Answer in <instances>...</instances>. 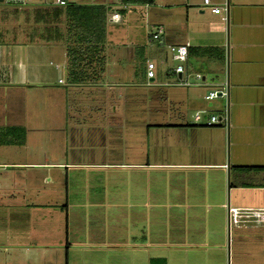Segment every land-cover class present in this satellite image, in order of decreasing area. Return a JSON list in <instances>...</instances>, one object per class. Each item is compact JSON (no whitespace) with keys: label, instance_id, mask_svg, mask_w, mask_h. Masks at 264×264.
<instances>
[{"label":"rangeland","instance_id":"obj_1","mask_svg":"<svg viewBox=\"0 0 264 264\" xmlns=\"http://www.w3.org/2000/svg\"><path fill=\"white\" fill-rule=\"evenodd\" d=\"M66 1L102 4L109 13H117V21L105 22L102 55L123 86L109 91L115 100L106 106L98 102L101 90L93 88L58 84L66 100L56 105L51 104L55 93L48 95L45 89L31 95L27 89L24 100L20 94L0 93L3 125L24 128L22 144H0V214L14 215L11 221L1 219L0 228L20 247H30L1 253L5 264H148L150 258L145 256L159 254L165 260L156 264H260L262 231L253 223L244 230L241 221L227 222V208L264 204V171L230 169L226 175V167L204 164L264 165V120L258 134L261 150H230L226 122L205 126V120L231 113V99L227 103L226 96L215 97L210 106L203 99L211 89L226 91L230 68L226 47L222 68L203 72V80L193 85L197 69L185 71L190 85L177 86L169 70L180 60L150 38L158 26L169 37L179 36V25L186 24L187 30L200 32L187 35L190 43L198 37L209 39V44L221 39L226 43L221 21L213 22L204 12L190 13L186 22L185 0H153L146 6L133 4L134 9L124 12L119 0ZM26 10L28 6H1L0 20L5 21L0 28L23 33L31 26ZM215 26L219 30L208 32ZM50 45L37 47L30 55L53 89L56 78L66 82L64 48ZM144 58L155 64L153 82L166 87L149 91L129 86L141 82ZM161 89L183 101L181 121L200 129L192 135L143 132L149 113L144 103L158 99ZM196 112L198 122L193 121ZM0 140L11 138L0 134ZM12 180L17 183L14 200L6 190ZM238 181L251 187L227 188Z\"/></svg>","mask_w":264,"mask_h":264},{"label":"crops","instance_id":"obj_2","mask_svg":"<svg viewBox=\"0 0 264 264\" xmlns=\"http://www.w3.org/2000/svg\"><path fill=\"white\" fill-rule=\"evenodd\" d=\"M30 2H39L40 0H29ZM214 4L221 5L223 2L226 3V20H222V14L214 15L211 14L206 8L201 6V0H185L184 4H182L184 19L187 22L188 16L190 13H198L202 14L204 12L207 13L209 17L212 18L213 22L218 19L221 21V28L225 31L226 43H223L222 39L219 43H215V41H211L212 44L207 43L208 40L205 37L195 38L193 43H190L188 39V34L200 33L196 29H186V24L179 25L180 31L182 32L179 36L172 35L173 37H169L167 34L165 35L163 27L162 33L160 35V39L158 44L165 45H176L187 43L188 46H217L224 52L226 47V56L228 55V63H230V68L228 70V81L226 80V102H229V98L231 99L230 104L232 103L233 107L227 111L226 116V130L230 133L229 138V147L230 150H261L262 141L259 140V130L261 126V120H264V109L262 108V104L264 100L263 97V88H264V0H211ZM24 2V0H2L0 2V7H11V4H20ZM53 3V1L49 2ZM146 6V5H142ZM125 9H134L135 5H127L124 6L121 4V8ZM137 7V6H136ZM14 8V6H13ZM113 12L106 11V19L105 22L113 23L119 19H112L111 14ZM14 19V18H13ZM5 21L1 19L0 22ZM212 21L208 23H213ZM106 24V23H105ZM24 30V29H23ZM208 32L219 30L217 26L214 28L211 27L207 29ZM21 35L23 37V33L16 31L15 28L13 30L6 31L4 28H0V93L4 95L6 92H11V95L17 96L16 94H20V96H24L23 100L28 96V90L30 95L32 93L41 91V89L46 90V94L49 95L55 93L53 95V100L51 104H59L60 100H66L65 95L63 96V90H59L57 85H65L71 88L76 89H99L101 93L97 95L99 99V103H103L104 106L111 104L114 102V98H112L111 94H109L110 90H118V87H122L123 83H121L118 79H115L117 76L112 75L111 73H115L114 70H111L106 67L105 60L102 71L99 74V77L96 80H89L81 83H72L66 84L65 82H57L56 78L55 83L53 82V89L50 88L48 82L43 79L37 64L35 63L34 56L30 55L32 51L36 50L37 47L41 46L45 48L50 44H61L54 42H26L21 41ZM106 36V27H104V40ZM24 40V39H23ZM203 40V41H202ZM212 40V39H211ZM104 44V43H103ZM224 44V45H223ZM50 45V46H51ZM103 51V49H102ZM101 51V54H102ZM32 57V58H31ZM104 58V56H103ZM222 60L214 59V58H185L183 61L181 60L179 63L182 64L183 72L181 74H175L171 71V74L175 75L178 79L179 77L184 78L185 71H189L193 69L197 72L194 74H198L200 76L199 80H203L204 76L200 75L203 72H213L217 68H222ZM193 61V63H192ZM152 62L153 63V77L150 80H146L144 77L145 63ZM178 63V62H176ZM175 63V64H176ZM194 66L196 68H191ZM200 63V65H199ZM64 64H65V56H64ZM201 64H204V67H201ZM126 70V69H125ZM199 72V73H198ZM126 73V72H125ZM141 82L133 84H129L131 87H144L147 90H157L159 87H166V85L155 84L153 82L155 77V64L150 58H144L141 63V68L139 70ZM117 74V73H115ZM212 76V75H211ZM186 79V78H185ZM194 79V77H193ZM61 80V79H60ZM195 80V81H194ZM194 83L196 80L194 79ZM62 81V80H61ZM93 82V83H92ZM221 83V82H220ZM218 83V84H220ZM125 84V83H124ZM189 86L190 84H177V86ZM211 86V85H208ZM216 86V85H215ZM52 87V86H51ZM54 90L51 92L50 90ZM158 96V99L152 97L150 100H147L144 103L146 106L145 111H149L147 114V120L143 128L144 133L151 132H164L169 134L176 133H189L192 135L194 131L200 129L196 124H188L184 121H181V113L180 107L182 105V100H177L169 97L166 93L162 92ZM161 95L163 97H161ZM57 96H60L59 98ZM61 96L63 98H61ZM57 97V98H56ZM97 99V100H98ZM214 99V98H213ZM47 105L49 104L48 100L46 101ZM211 100L207 101V106H210ZM143 105V104H142ZM259 107V108H258ZM260 113H259V110ZM151 116V117H149ZM3 121L0 120V125L4 124ZM6 124V123H5ZM18 126L17 124H6L3 126ZM220 130V129H218ZM223 133V130H220ZM213 150V148L211 149ZM215 150H223L222 147ZM26 165H34V163H25ZM47 164V163H46ZM49 165L58 166L59 163H48ZM213 165L217 167L224 168L226 167V175L229 170L233 171H241L240 169H236L234 167L237 166H254V164H246V165H227L225 163H207L204 165ZM257 165V164H256ZM250 172V171H248ZM239 179V177H238ZM236 180V179H235ZM240 180V179H239ZM17 183L13 180L11 181V186L6 188L8 192V197L11 200H14L13 193L17 191L16 189ZM232 187V190L236 188H248L251 187L248 183H242L240 181L235 184H227V188ZM243 190V189H242ZM236 202H238L236 200ZM10 207H14V205H10ZM230 208L236 209H256V208H264V204L256 205L255 207L247 206V205H235L228 206ZM13 212H6L0 214L1 219L10 218V221L13 217ZM14 218V217H13ZM237 221H241L243 223V228L245 230L246 224L253 223V228H257L261 230L262 234L259 236V241L264 242V224L258 223L251 219L250 216H246V212L239 216ZM3 222V221H2ZM10 222H8L9 224ZM245 223V224H244ZM237 224V223H236ZM1 225V223H0ZM11 227V225H10ZM3 229V228H2ZM8 230V229H7ZM9 232L5 233V231H1L0 228V264H5L6 259H4V254H1L7 250L15 251V249H24L25 251L29 249V246H19L15 239H12V236H8ZM8 234V235H7ZM29 247V248H28ZM259 253L260 264H264V244L261 246ZM148 258H161L165 260L163 255H154V256H145ZM146 259V260H147Z\"/></svg>","mask_w":264,"mask_h":264},{"label":"trees","instance_id":"obj_3","mask_svg":"<svg viewBox=\"0 0 264 264\" xmlns=\"http://www.w3.org/2000/svg\"><path fill=\"white\" fill-rule=\"evenodd\" d=\"M124 5L151 4L153 0H119ZM28 6L25 15L30 18L31 26L23 30L26 42L61 43L65 56L66 84L96 80L104 66L101 54L104 43V27L106 11L102 4H85L64 2L58 6L54 3L24 1L11 4L10 8ZM124 12L125 8H119ZM214 58L222 60L223 51L217 46H187L185 58ZM97 66V68L95 67ZM212 126V125H211ZM1 136H9L11 140H0L6 144H22L24 128L5 126L0 130ZM242 171H264V165L237 166ZM67 244L65 242V248ZM66 257V249H65ZM163 261L161 258H150L148 264ZM163 264V263H161Z\"/></svg>","mask_w":264,"mask_h":264},{"label":"built area","instance_id":"obj_4","mask_svg":"<svg viewBox=\"0 0 264 264\" xmlns=\"http://www.w3.org/2000/svg\"><path fill=\"white\" fill-rule=\"evenodd\" d=\"M29 1V0H24ZM65 0H53V3L62 6L64 5ZM201 6L206 8L211 14L218 15L222 14V20H226V3L223 2L221 5L214 4L211 0H201ZM112 19L118 18V15L116 12H113L111 14ZM211 29V28H210ZM162 33V27L158 26L155 30V32L151 33L150 38L152 40H157L159 42L160 35ZM188 46L187 43L182 44H176V45H168L167 49L168 52L178 60H184L186 57V47ZM179 61V62H180ZM176 63L173 67H171V71L175 74H181L183 72V67L181 63ZM144 77L148 81L152 79L153 77V63L152 62H146L145 63V70H144ZM194 79L199 80L200 76L198 74H194ZM57 82H61L60 79L57 80ZM176 84H189L187 82V79L179 77ZM224 97L226 96V91L224 89H211L206 94L203 95V99L210 101L215 97ZM200 119L199 112L194 113L193 115V121L198 122ZM226 115L223 116H214L211 115L208 117V119L205 120V126H211L220 124L221 122H226ZM3 166V165H2ZM246 212V216H250L252 220L263 223L264 224V208H256V209H236V208H227V222L228 219L232 223L236 222L239 218V216H242V214Z\"/></svg>","mask_w":264,"mask_h":264},{"label":"water","instance_id":"obj_5","mask_svg":"<svg viewBox=\"0 0 264 264\" xmlns=\"http://www.w3.org/2000/svg\"><path fill=\"white\" fill-rule=\"evenodd\" d=\"M0 2H2V0H0Z\"/></svg>","mask_w":264,"mask_h":264}]
</instances>
